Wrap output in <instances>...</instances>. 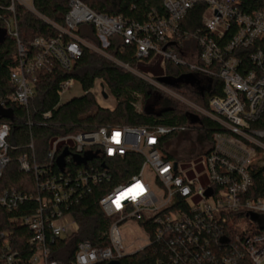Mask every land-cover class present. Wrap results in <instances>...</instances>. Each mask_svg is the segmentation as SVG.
Instances as JSON below:
<instances>
[{
  "label": "built area",
  "instance_id": "2783aa9c",
  "mask_svg": "<svg viewBox=\"0 0 264 264\" xmlns=\"http://www.w3.org/2000/svg\"><path fill=\"white\" fill-rule=\"evenodd\" d=\"M11 1L36 14L31 0ZM199 4L204 5L200 28L194 33L181 31L180 22ZM162 5L163 16L149 10L141 21H127L96 13L80 0H68L64 27L40 17L56 29L55 38H36L30 50L16 42L17 65L9 76L13 91L0 100V108L6 110L5 102L22 107L27 128L33 126L28 103L35 73L51 72L52 62L70 71L83 48L129 70L157 91L181 99L152 76L108 56L103 50L109 47L110 39L133 47L139 63H157L163 69L169 62L185 68L197 83L205 82L203 87L211 89L217 79L222 93V97L209 100L206 111L182 99L195 117H205L217 126L211 144L188 163H177L161 154L162 137L175 128L101 127L61 135L51 139L41 155H37L35 140L29 135L17 163L19 171L32 177V189L9 190L0 196V207L7 212L30 205L18 220L31 233L26 264H56L50 260V245L78 231L71 208L93 187L108 181L112 162L129 154L141 160L137 172L98 199L101 211L113 220L107 232L109 246L95 248L88 241L79 242L71 264H106L126 256L118 226L127 221L137 226L149 223L151 229L138 227L146 246L158 245L162 258L156 264H264V195L244 199L252 185V170L260 172L264 188V9L243 13L234 0H162ZM144 6H149L146 0L133 8L141 12ZM8 10L13 11L12 5ZM10 25L6 24V32L17 40L16 27ZM83 25L93 28L100 48L79 37L78 27ZM228 34L231 37L224 41ZM239 52L242 57L236 54ZM74 84L73 79L59 83L58 105L62 93ZM95 91L101 97L106 94L100 82L90 90ZM107 98L108 94L102 97ZM135 99L133 106L140 112V95ZM50 117V112L41 114V125ZM195 125L180 130L196 131ZM10 133V124L0 123V177L10 162ZM7 238L0 232L4 243L1 264H22Z\"/></svg>",
  "mask_w": 264,
  "mask_h": 264
},
{
  "label": "trees",
  "instance_id": "16d2710c",
  "mask_svg": "<svg viewBox=\"0 0 264 264\" xmlns=\"http://www.w3.org/2000/svg\"><path fill=\"white\" fill-rule=\"evenodd\" d=\"M84 5L96 13L108 16L120 17L127 21H141L149 10L158 15H165L162 0H146L149 6H144L139 11L133 6L144 0H80ZM243 13H250L257 9H264V0H234ZM12 5L13 11L8 8ZM31 6L36 14L27 10L16 1L0 0V31L5 35L0 41V100L10 95L13 87L9 83V76L16 69L18 41L27 50L32 49V42L36 38L46 40L55 38L56 29L46 23L40 17L50 23L64 27V16L68 11V0H31ZM204 5H195L188 11L180 22L179 28L187 33H194L200 28L201 15ZM13 23V24H12ZM6 24L16 27L17 40L6 32ZM77 34L85 42L95 48H100V42L95 36L90 25L78 27ZM231 34L226 35L225 40ZM115 61L127 65L140 73L151 72L153 79L173 93L186 98L193 105L206 111L212 97H222L221 82L212 81V88L203 87L204 83H197L193 75L185 68L174 66L165 62L163 69L158 64L147 65L145 62H137L134 57V48L122 46L118 39H110L109 47L103 50ZM241 56L240 52L236 53ZM242 57V56H241ZM35 82L32 87V98L28 103V112L33 122L31 128L25 126V110L17 104L5 102L4 108L11 112V119L0 117V123H8L11 133L7 144L12 147L8 150L10 162L4 168L0 177V196L5 191L16 190L28 192L32 189V177L19 171L17 158L25 151L29 135L39 144L43 150L37 155L43 154L48 142L54 137L82 133L101 127H139L161 126L175 128L161 139L160 151L164 158L174 160V157L165 151L164 147L169 140L180 138L192 123L196 124L198 141L211 144L213 133L217 131L215 123L205 117H195L191 109L181 105L176 100H163L157 95V90L132 72L118 66L113 61L83 48L81 57L76 61L70 71L62 70L55 62L51 64V72L39 71L35 73ZM191 76L195 80L194 85L179 81L180 78ZM65 79H73L79 83L83 95L69 100L64 104L59 103V83ZM159 79L167 81L160 82ZM99 81L106 87L111 97L115 100L113 109L103 108L98 105L97 99L90 92L95 82ZM141 96V110L134 108L135 95ZM58 105V106H57ZM50 112L51 117L41 125V114ZM204 150V149H203ZM202 150V152H203ZM199 152L198 154H202ZM140 158L129 154L122 160L112 162L110 177L102 185L93 187L89 194L81 198L70 212L78 225L76 234L65 239H56L50 245V260L56 264H71L74 259L77 244L88 241L95 248L109 246L107 232L112 224V218L106 217L98 205V199L105 195L111 187L127 180L139 169ZM260 172L251 171L252 185L244 195V199H255L264 195V188L260 181ZM30 205L23 204L17 210L7 212L0 207V232L7 234L8 246L16 252L22 264H26L30 256L28 240L31 233L20 225V217L26 214ZM178 208V203H175ZM138 226L151 229L149 223L139 222ZM151 239L152 235H151ZM4 247L3 239L0 240V254ZM162 258L158 252V245L151 244L119 259L120 264H156L157 259ZM1 264V261H0ZM104 264V263H97Z\"/></svg>",
  "mask_w": 264,
  "mask_h": 264
},
{
  "label": "rangeland",
  "instance_id": "374dc122",
  "mask_svg": "<svg viewBox=\"0 0 264 264\" xmlns=\"http://www.w3.org/2000/svg\"><path fill=\"white\" fill-rule=\"evenodd\" d=\"M151 66V65H150ZM121 67V66H120ZM123 68V67H122ZM127 70V69H126ZM134 70V69H132ZM129 71V70H128ZM136 71V70H134ZM144 75L153 76L151 72H142ZM135 75V74H134ZM99 84V81H97ZM149 84V83H148ZM106 95L108 94V98L106 100H103L100 94L97 93V91L93 92L94 96L97 99V103L99 106L103 108H109L113 109L115 106V100L111 97L110 93L106 89ZM83 91L79 85V83L75 82V84L67 89L65 92L62 93L60 97V104H64L68 102L71 99L79 98L83 95ZM157 95L163 99V100H174L169 93H166L164 90H159L157 92ZM141 97V96H140ZM181 99L176 100L181 105H185V107L189 110L190 107L186 105L183 101L189 102L186 98H183L179 96ZM104 98V97H103ZM183 99V101H182ZM141 103V101H140ZM191 103V102H190ZM141 106V105H140ZM141 110V108H140ZM194 124V123H193ZM196 128L195 126H193ZM207 143L205 142H199L198 141V133L196 131L188 130L186 131L180 138H176L174 140L167 141L164 149L166 152L171 154L174 157V162L177 163H188L192 161L193 159L197 158L200 154L199 152H202L203 149H205ZM36 151L41 152L43 148L39 146V144L36 143L35 145ZM42 149V150H41ZM243 222L248 223L247 219H243ZM118 232L120 235V241L121 246L124 249L125 255H131L138 250L144 248L147 244V241L142 234L140 228L137 226V224L133 221H127L123 222L118 226Z\"/></svg>",
  "mask_w": 264,
  "mask_h": 264
},
{
  "label": "water",
  "instance_id": "95a60500",
  "mask_svg": "<svg viewBox=\"0 0 264 264\" xmlns=\"http://www.w3.org/2000/svg\"><path fill=\"white\" fill-rule=\"evenodd\" d=\"M4 35H5V32L0 31V41L3 38ZM159 81L160 82L167 83V81H165L163 79H159ZM179 81L184 82L185 84H190V85H194L195 84V80L191 76L182 77V78H180ZM101 88H103V85L102 84H101ZM102 96L104 98H106V94L103 93ZM0 117L5 118V119H11V112L10 111H6V110H3V109L0 108ZM196 119L197 118L194 117L192 119V121L194 122V121H196ZM206 194L208 195L209 193L207 192ZM106 264H120V262L118 260H111V261H109Z\"/></svg>",
  "mask_w": 264,
  "mask_h": 264
}]
</instances>
